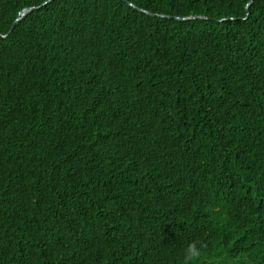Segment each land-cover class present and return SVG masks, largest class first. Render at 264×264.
Returning a JSON list of instances; mask_svg holds the SVG:
<instances>
[{"label": "trees", "instance_id": "trees-1", "mask_svg": "<svg viewBox=\"0 0 264 264\" xmlns=\"http://www.w3.org/2000/svg\"><path fill=\"white\" fill-rule=\"evenodd\" d=\"M263 12L0 0V264H264ZM203 216L229 252L186 259Z\"/></svg>", "mask_w": 264, "mask_h": 264}, {"label": "clouds", "instance_id": "clouds-1", "mask_svg": "<svg viewBox=\"0 0 264 264\" xmlns=\"http://www.w3.org/2000/svg\"><path fill=\"white\" fill-rule=\"evenodd\" d=\"M46 3V2H45ZM28 9V8H24ZM22 9V10H24ZM30 11L33 8H29ZM21 10V11H22ZM139 11L142 12V10L138 9ZM20 11V12H21ZM28 11L27 13H29ZM20 12L17 16V18L20 16ZM26 13V14H27ZM26 14H24L22 17L19 19H15L14 22H17L21 18H23ZM264 17V12L261 14ZM248 15H245L242 19H246ZM177 20H188V19H194V18H204V17H175ZM228 20H234V18L229 17L227 18ZM226 19H218V21H224ZM11 29V28H10ZM10 31V30H9ZM8 34V33H7ZM7 34L6 37H7ZM1 35V34H0ZM1 39V38H0ZM52 150L57 151L60 153L61 156H65L69 158V153H64L61 151H58L56 147L50 146ZM199 192L198 198L201 197V190H197ZM197 198L194 197L192 194L191 190L188 191V196L184 200V206L185 207H193ZM243 206L241 208V220L244 221H252L256 220L259 217L264 215V202L261 204V202H255V201H243ZM238 222L241 223L240 218L238 217ZM175 231H177L182 237H188L191 238L189 241L188 245L183 249V254L186 259L191 258L194 256V258L200 257V245L212 247V248H217L219 252L221 253H228L229 250H224L222 248V245L225 243V240H230L229 232L226 227H224L221 223L215 221L212 217L210 216H203L198 218V220L195 222L192 228V232L184 227L183 229L181 227L175 228ZM211 238L214 240V242L211 241ZM141 240V249L144 250L143 246V241ZM193 243H195L193 245ZM206 264H212L210 259H207Z\"/></svg>", "mask_w": 264, "mask_h": 264}, {"label": "water", "instance_id": "water-1", "mask_svg": "<svg viewBox=\"0 0 264 264\" xmlns=\"http://www.w3.org/2000/svg\"><path fill=\"white\" fill-rule=\"evenodd\" d=\"M28 11H30V9L28 8V9H24V10H22L21 12H20V16L17 18V19H19L20 17H22L24 14H26ZM0 38L1 39H4V38H6V35H0Z\"/></svg>", "mask_w": 264, "mask_h": 264}]
</instances>
